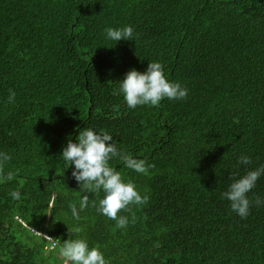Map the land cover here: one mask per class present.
<instances>
[{"label": "trees", "instance_id": "16d2710c", "mask_svg": "<svg viewBox=\"0 0 264 264\" xmlns=\"http://www.w3.org/2000/svg\"><path fill=\"white\" fill-rule=\"evenodd\" d=\"M125 25L134 41L106 38ZM149 61L188 95L130 108L118 82ZM86 127L152 165L110 162L148 197L118 213L124 228L61 158ZM0 151L16 173L0 184V264H63L47 246L81 237L110 264H264V177L246 218L222 197L264 164V0H0Z\"/></svg>", "mask_w": 264, "mask_h": 264}, {"label": "clouds", "instance_id": "9594fccd", "mask_svg": "<svg viewBox=\"0 0 264 264\" xmlns=\"http://www.w3.org/2000/svg\"><path fill=\"white\" fill-rule=\"evenodd\" d=\"M106 38L119 42L121 40L134 41L138 34L132 25L123 27H107ZM117 91L123 94L124 100L130 108L138 105L158 106L165 98L169 100L184 99L188 89L179 82L168 79L165 66L160 61H149L145 71L140 72L135 68L125 74L123 80L118 82ZM16 93L10 90L9 102H14ZM61 158L69 166L74 165L73 177L83 187L93 191H103V198L99 200L98 211L110 219L116 220L117 226L124 228L129 223V218L118 215L121 210H128L132 204L142 205L148 200L142 195L136 185L125 182L122 174L111 165L113 158H119L127 168L139 173H146L152 165L146 160L133 158L131 155L117 147L114 137L105 130L96 131L86 127L80 132L76 142L69 139L63 148ZM11 160V156L0 151V184L12 181L16 173L4 171V165ZM251 157L241 154L238 164L249 165ZM264 177V164L246 171L243 176L234 179L222 197L230 202V207L241 218L250 214L253 200L249 193L256 187L258 180ZM13 199H20V191L10 193ZM89 197L84 195L79 202L71 204V214L74 219L80 218V212L88 207ZM257 206L264 204V200L257 198ZM80 229L77 228L76 232ZM40 234V232H37ZM49 241L51 237L44 235ZM53 245L47 246L49 250L58 249V255L64 264H110L99 246H91L86 238H73L64 241L53 239Z\"/></svg>", "mask_w": 264, "mask_h": 264}, {"label": "rangeland", "instance_id": "374dc122", "mask_svg": "<svg viewBox=\"0 0 264 264\" xmlns=\"http://www.w3.org/2000/svg\"><path fill=\"white\" fill-rule=\"evenodd\" d=\"M59 258H61L59 255H57ZM63 264H64V262H63Z\"/></svg>", "mask_w": 264, "mask_h": 264}]
</instances>
